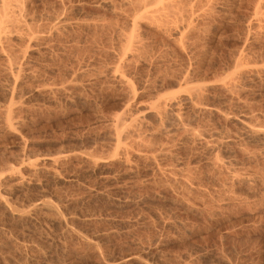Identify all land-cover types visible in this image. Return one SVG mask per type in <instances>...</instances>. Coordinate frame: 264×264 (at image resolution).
I'll use <instances>...</instances> for the list:
<instances>
[{
    "label": "rangeland",
    "instance_id": "obj_1",
    "mask_svg": "<svg viewBox=\"0 0 264 264\" xmlns=\"http://www.w3.org/2000/svg\"><path fill=\"white\" fill-rule=\"evenodd\" d=\"M256 1H0V264H264Z\"/></svg>",
    "mask_w": 264,
    "mask_h": 264
},
{
    "label": "bare ground",
    "instance_id": "obj_2",
    "mask_svg": "<svg viewBox=\"0 0 264 264\" xmlns=\"http://www.w3.org/2000/svg\"><path fill=\"white\" fill-rule=\"evenodd\" d=\"M0 1H1V0H0ZM2 2H3V1H2ZM167 2H168V1H167ZM164 3H166V2H164ZM164 3H163V5H164ZM168 3H169V2H168ZM256 3H257V4H256ZM256 3H255L256 5H254V6H256V8H255V9H256V11H255L256 20H257L258 24L261 25L260 22H263V20H264V15H263V12L260 11V8H261V7L263 8L264 0H257ZM8 4H9V3H8ZM160 4H161V3H160ZM166 4H167V3H166ZM169 4H170V3H169ZM175 4H176V3H175ZM177 4H178V3H177ZM22 5H23V4H22ZM167 5H168V4H167ZM179 5H180V4H179ZM179 5H177V6H179ZM2 6H3V5H2ZM160 6H161V5H160ZM173 6H175V5H173ZM190 6H191V5H190ZM6 7H7V6H6ZM6 7H5V8H6ZM171 7H172V6H171ZM13 8H14V7H13ZM150 8H151V7H150ZM156 8H157V7H156ZM164 8H165V7H164ZM190 8H191V7H190ZM2 9H4V8H2ZM17 9H18V8H17ZM151 9H152V8H151ZM151 9H150V10H151ZM158 9H160V8H158ZM161 9H162V7H161ZM255 9H254V10H255ZM21 10H22V9H21ZM167 10H168V9H167ZM167 10L164 11V12H166V14H167ZM5 11L8 12L7 14L9 15V11H7V10L4 9L3 12H5ZM6 12H5V13H6ZM21 12H22V11H21ZM155 12H156V11H155ZM157 12H158V10H157ZM160 12H161V10H160ZM169 12H170V11H169ZM5 13H4V16H6ZM11 13H12V12H11ZM11 13H10V14H11ZM2 14H3V13H2ZM2 14L0 13V15H1L0 18H3V20L0 19V21H2V22H1L2 24H4V23H3V22H4V19L7 18V17H2ZM19 14H20V13H19ZM153 14H154V13H153ZM13 15H14V14H13ZM157 15H158V14H157ZM160 15H161V13H160ZM168 15H169V14H168ZM190 15H191V14H190ZM150 16H151V15H150ZM152 16H153V15H152ZM158 17H159V16H158ZM8 18H9V17H8ZM8 18H7V19H8ZM16 18H17V17H16ZM10 19H11V18H10ZM10 19H9V20H10ZM21 19H22V18H21ZM21 19H20V20H21ZM189 19H190V18H189ZM5 20H6V19H5ZM174 20H175V19H174ZM15 21H16V20H15ZM56 21H57V20H56ZM7 22H9V21H7ZM257 22H256V23H257ZM1 23H0V24H1ZM161 23H162V22H161ZM263 23H264V22H263ZM5 24H6V23H5ZM163 24H164V22H163ZM192 24H193V23H192ZM259 25H258V26H259ZM1 26H2V27H1ZM1 26H0V27L3 28L4 25H1ZM5 27H7V26H5ZM158 27H159V26H158ZM259 27H260V26H259ZM5 29H6V28H5ZM159 29H160V28H159ZM0 30H1V32H2V31H3V32L5 31L4 28H3V29H0ZM6 30H7V29H6ZM15 30H16V29H15ZM8 31H9V30H8ZM3 32H2V35L4 34ZM0 34H1V33H0ZM34 34H35V33H34ZM180 34L182 35V32H180L179 35H180ZM6 35H7V33H6ZM181 35H180V36H181ZM30 36H31V35H30ZM182 36H183V35H182ZM4 37H5V36H4ZM178 38H179V37H178ZM180 39H181V38H180ZM194 40H195V39H194ZM188 41H189V40H188ZM242 46H243V44H242ZM182 50H183V49H182ZM183 51H184V50H183ZM241 51H242V50H241ZM240 53H241V52H240ZM4 55H5V54H4ZM240 56H241V55H240ZM240 56H239V57H240ZM237 57H238V56H237ZM7 59H9V58H7ZM238 59H239V58H238ZM7 62H8V61H7ZM11 62H12V61H11ZM240 62H241V61H240ZM11 64H13V63H11ZM188 64H189V63H188ZM235 64L238 65V64H237V60H236V63L234 62V65H235ZM244 64H245V63H244ZM251 64H252V63H251ZM9 65H10V64H9ZM9 65H8V66H9ZM240 65H241V64H240ZM245 65H246V64H245ZM252 65H253V64H252ZM6 66H7V65H6ZM8 66H7V67H8ZM10 66H12V65H10ZM10 66H9V67H10ZM242 66H243V65H242ZM258 66H259V65H257V67H258ZM234 67H235V66H233V68H234ZM236 67H237V66H236ZM240 67H241V66H240ZM244 67H245V66H244ZM250 67H251V66H250ZM252 67H253V66H252ZM254 67H255V66H254ZM233 68L231 69V70H233V72H235L236 70H238V68H236V70H234L235 68H234V69H233ZM9 69H10V68H9ZM9 69H8V70H9ZM12 69H13V68H12ZM14 69L16 70V68H14ZM14 69H13V71H14ZM239 69H240V68H239ZM242 69H243V68H241V70H242ZM251 69H252V68H251ZM260 69H261V71H264V65L260 66ZM260 69H259V70H260ZM254 70H255V68H254ZM254 70H253V71H254ZM256 70H258V68H257ZM256 70H255V71H256ZM6 71H7V70H6ZM16 71H17V70H16ZM115 71H116V70H115ZM248 71H249V70L244 71V72H248ZM255 71H254V72H255ZM11 72H12V71H11ZM11 72H10V74H12ZM116 72H120V70H119V71H116ZM229 72H230V71H229ZM229 72H228V73H229ZM231 72H232V71H231ZM236 72H238L237 74L239 75V71H236ZM249 72H250V71H249ZM256 72H257V71H256ZM8 73H9V71H8ZM16 73H17V72H16ZM250 73H251V72H250ZM119 74L121 75V73H119ZM119 74H118V76H119ZM184 74H185V73H184ZM235 74H236V73L231 74L230 77H229V75H228L229 79L226 77V78L228 79L227 81H226V80H225V81L222 80L223 78H221V77L219 76L221 79H220V81H218V82H220V83L223 85V87H226L225 89H226L227 92H228V90H229V92H230V89L237 85V84H236V83H237L236 79H238L239 77H236L237 74H236V75H235ZM240 74H241V73H240ZM170 75H171V74H170ZM192 75H193V74H192ZM225 75H227V74H225ZM232 75H233V76H232ZM183 76H184V75H183ZM222 76H223V75H222ZM239 76H240V75H239ZM13 77H14V76H13ZM120 77H121V76H120ZM122 77H123V76H122ZM122 77H121V78H122ZM224 77H225V76H224ZM15 78H16V77H15ZM183 78H186V77H183ZM183 78H181V79H183ZM191 78H192V77H191ZM226 78H225V79H226ZM13 79H14V78H13ZM17 79H18V78H17ZM171 79H172V78H171ZM242 79H243V78H242ZM182 81H183V80H182ZM216 81H217V80H216ZM68 83H69V82H68ZM181 83H182V82H181ZM193 83H194V85L196 84V82H194V81H193ZM193 83H191V84L193 85ZM216 83H217V82H216ZM184 84H185V83H184ZM187 84H188V83H187ZM203 84H205V82H204ZM60 85H61V84H60ZM67 85H68V84H67ZM67 85H65V87H66ZM188 85H190V84H188ZM188 85H184V86H185L184 88H186ZM196 85H197V84H196ZM196 85H195V86H196ZM199 85H200V86H196V87L194 86L192 89L190 88V89H191L190 91L187 89L188 94L186 93L187 91H183V94H184V92L186 93V95L184 96V98L178 97V96H179V95H178L179 92H178V94H177V93H175V94L172 93V94H171V92H169V94H171V95H170L171 97L168 95V97H170V98L166 97V98H167V99L165 98L166 100L163 99L162 101H164V102H162V105H163L164 107H163V106H160V107H163L164 109H165V108H167V109L171 108V110H173L174 113L176 114L177 118L179 117V113H180V110H181V106H182V104H184V103H185V105L188 104V105H187L188 107H189V105H190V108L193 107V108H197V109H198V108H199V109H200V108H204V109H206L205 107H202V105H204V103L201 104V101H203V100L199 101V100H197V97L200 96V95H202V94L204 93V90H205V91L207 90V88L205 89V86L208 87V85L205 84V86H203V85H201L200 83H199ZM12 87H13V86H12ZM60 87H61V86H60ZM62 87H64V86H62ZM188 87H189V86H188ZM178 88H179V87H178ZM235 88H236V87H235ZM235 88H234V89H235ZM54 89H55V88H54ZM56 89H58V88H56ZM56 89H55V90H56ZM63 89H64L63 91L66 90L65 88H63ZM227 89H228V90H227ZM60 90H61V89H60ZM184 90H185V89H184ZM235 90H236V89H235ZM57 91H58V90H57ZM232 91H233V90H231V93H232ZM11 92H12V91H11ZM243 92H244V91H243ZM243 92H242V93H243ZM72 93H73V92H72ZM165 93H166V92H165ZM234 93H235V92H234ZM166 94H168V93H166ZM176 94H177L178 96H176ZM228 94H229V93H228ZM10 95H11V94H10ZM172 95H173V96H172ZM174 95H175V96H174ZM160 96H162V95H160ZM163 96H164V95H163ZM180 96H181V95H180ZM202 96H203V95H202ZM237 96H238V95H237ZM157 97H158V96H157ZM235 97H236V96H235ZM232 98H233V97H232ZM155 99H156V97H155ZM237 99H238V98H237ZM14 100H15V99H14ZM59 101H60V100H59ZM158 101H159V100H158ZM158 101H157V102H158ZM228 101H229V100H228ZM152 102H153V100H152ZM154 102H156V101H154ZM238 102H239V101H238ZM8 103H9V102H8ZM8 103H7V104H8ZM240 103H241V102H240ZM160 104H161V103H160ZM160 104H159V105H160ZM152 105H154V104H152ZM157 105H158V103H157ZM4 106H6V105H4ZM4 106H3V107H4ZM9 106L11 107V104H10ZM9 106H7V109H8ZM150 106H151V105H150ZM154 106H155V105H154ZM160 107H159V109H161ZM212 107H213V106H212ZM1 108H2V107H1ZM207 108H208V107H207ZM209 108H210V107H209ZM2 109L5 110V111L7 110L6 108H2ZM191 109H192V108H191ZM212 109H213V108H212ZM9 110H10V109H9ZM9 110H8V112H7V115H5V113H6L5 111H4V114H3V116H4V115L7 116L6 118H5V116H4V118L6 119V122H5V120H4V122H5L4 125L7 124L8 128H6L5 126H4V127H5L6 129L13 130V129H15V128L13 127L14 123H13V125H12L11 120H10V113H11V112H10ZM11 110H12V107H11ZM55 110H57V109H55ZM156 110H157V109H156ZM169 110H170V109H169ZM189 110H190V109H189ZM201 110H202V109H201ZM161 111H163V109H162ZM161 111H160V112H161ZM181 111H182V110H181ZM203 111H204V110H203ZM215 111H218V110H215ZM124 112H125V111H124ZM160 112H158V113H160ZM209 112H210V111H209ZM47 113H48V112H47ZM138 113H139V112H138ZM155 113H157V112H155ZM162 113H164V112H162ZM174 113H172V114H174ZM246 113H247V112H246ZM164 114H165V113H164ZM175 114H174V115H175ZM251 114H252V113H251ZM12 115H13V114H12ZM124 115H125V114H123V116H124ZM113 116H114V115H113ZM119 116H120V115H119ZM119 116H118V117H119ZM127 116H129V114H128ZM160 116H161V115H160ZM180 116H181V113H180ZM247 116H248V115H247ZM254 116H255V115H254ZM13 117H14V116H13ZM114 117H115V116H114ZM114 117H111V118H114ZM120 117H121V116H120ZM124 117H126V116H124ZM124 117H123V118H124ZM131 117H134V116L132 115ZM142 117H143V116H142ZM233 117H234V116H233ZM239 117H240V116H239ZM127 118H128V120H131V119H132V118H130V117H127ZM129 118H130V119H129ZM134 118H135V117H134ZM138 118H139V117H138ZM179 118H181V117H179ZM179 118H178V120H179ZM182 118H183V117H182ZM223 118H224V117H223ZM225 118H227V117H225ZM236 118H237V117H236ZM247 118H249V117H246V114L242 115L240 118H237L238 122H240V124H241L242 126H244L246 132L249 133V134H251V135H258V134H262V135H264V128H263V126L260 127L261 124H259L260 126L254 125V123H256L257 121H255V122L253 123V122H252L253 120L251 121V118H250L249 120H247ZM124 119H125V118H124ZM139 119H140V118H139ZM139 119H137V120H139ZM160 119H161V118H160ZM164 119H165V118H164ZM209 119H210V118H209ZM15 120H16V119H15ZM114 120L116 121L117 119H114ZM133 120H134V119H133ZM133 120H131L130 122L132 123V122H135V121H136V119H135V121H133ZM176 120H177V119H176ZM193 120H194V119H193ZM255 120H256V119H255ZM257 120H258V119H257ZM12 121L14 122L13 119H12ZM121 121H122V120L119 118V121H117V122H120V123H121ZM123 121H124V120H123ZM123 121H122V126L124 125L123 123L126 122V120H125L124 122H123ZM247 121H250L251 124H249V122H247ZM117 122H115V123H117ZM128 122H129V121H128ZM128 122H127V124H129ZM139 122H140V120H139ZM139 122L137 121V124H138ZM179 122L181 123L180 120H179ZM120 123H119V124H120ZM252 123H253V124H252ZM119 124H118V126H119ZM256 124H257V123H256ZM113 125H116V124H113ZM133 125H134V123H133ZM133 125H132V126H133ZM179 125H180V124H179ZM182 125L184 126L183 123H182ZM185 125H187V123H186ZM120 126H121V125H120ZM125 126H128V125H124L122 130H124V127H125ZM129 126H130V125H129ZM138 126H139V125H138ZM134 127L136 128L137 125L134 126ZM189 127H190V126H189ZM189 127H188V125H187V129H188ZM113 128H114V126H113ZM117 128H118V127H116L115 129H117ZM130 128H131V127H130ZM130 128H129V129H130ZM177 128H178V127H177ZM184 128H185V127H184ZM193 128H194V127H193ZM193 128L190 127V129H192V130H193ZM244 128H243V129H244ZM132 129H133V128H132ZM163 129H165V128H163ZM190 129H189V130H190ZM196 129H197V128H195V130H196ZM208 129H209V128H208ZM122 130H121V131H122ZM125 130H126V129H125ZM135 130H136V129H135ZM138 130H139V129H138ZM143 130H144V129H143ZM143 130H142V131H143ZM189 130H188V132H189ZM198 130H199V129H198ZM117 131H119V129H118ZM127 131H128V130H127ZM130 131H131V130H130ZM132 131H134V130H132ZM139 131H140V130H139ZM152 131H153V130H152ZM183 131H186V128L183 129ZM208 131H209V130H208ZM115 132H116V131H115ZM124 132H125V131H124ZM124 132H122V133H124ZM147 132H148V131H147ZM188 132H187V133H188ZM203 132H204V130H203ZM239 132H240V131H239ZM119 133H120V132H119ZM119 133H118V134H119ZM129 133H130V132H129ZM185 133H186V132H185ZM209 133H210V132H209ZM247 133H246V134H247ZM115 134H116V133H115ZM120 134H121V133H120ZM120 134H119V135H120ZM165 134H166V133H165ZM190 134L192 135L191 138L194 137V138L196 139L197 137H203V135H205V134L207 135L208 133H205V134H204V133H202V130H201L200 132H199V131H198V132H195V131H191V130H190ZM121 135H122V134H121ZM142 135H143V134H142ZM187 135H188V134H187ZM206 135H205V136H206ZM234 135H235V134H234ZM115 136H116V135H115ZM144 136H145V135H144ZM205 136H204V137H205ZM210 136H211V135H210ZM219 136H221V135H219ZM222 136H223V135H222ZM248 136H249V135H248ZM142 137H143V136H142ZM184 137H185V136H184ZM189 137H190V135H189ZM204 137H203V139H204ZM213 137H214V136H213ZM263 137H264V136H263ZM263 137H262V138H263ZM120 138H121V137H120ZM129 138H130V137H129ZM217 138H218V137H217ZM225 138H226V137H225ZM207 139H210V138H207ZM229 139H230V138H229ZM120 140H121V139H120ZM191 140H192V139H191ZM215 140H216V139H215ZM262 140H264V139H262ZM118 141H119V136H118ZM126 141H127V140H126ZM149 141H150V140H149ZM205 141H206V140H205ZM120 143H121V142H120ZM142 143H143V142H142ZM144 143H145V142H144ZM188 143H189V142H188ZM191 143H192V142H191ZM215 143H216V142H215ZM217 143H218V142H217ZM134 144H135V143H134ZM114 145H115V141H114ZM122 145H123V144H122ZM122 145H121V146H122ZM138 145H139V144H138ZM143 145H144V144H143ZM151 145H152V144H151ZM211 145H213V144H211ZM214 145H215V144H214ZM214 145H213V146H214ZM222 145H223V144H222ZM118 146H119V145H118ZM140 146H141V145H140ZM144 146H145V145H144ZM213 146H212V147H213ZM114 147H115V146H114ZM114 147H113V148H114ZM123 147H124V146H123ZM138 147H139V146H138ZM155 147H156V146H155ZM207 147H208V146H207ZM119 148H121V147H119ZM125 149H127L126 146H125ZM112 150H113V149H112ZM241 150H242V149H241ZM244 150H245V149H244ZM129 151H130V150H129ZM110 152H111V151H110ZM245 152H246V151H245ZM112 153H113V152H112ZM247 153H248V152H247ZM249 153H250V152H249ZM116 154L118 155V152L115 153L114 156H116ZM125 154H126V152H125ZM141 154H143V153H141ZM245 154H246V153H245ZM88 155H89V154H88ZM112 155H113V154H112ZM126 155H127V154H126ZM150 155H151V154H150ZM152 155H153V154H152ZM89 156H90V155H89ZM124 156H125V155H124ZM247 156H249V155H247ZM95 157H96V156H95ZM110 157H111V155H110ZM110 157H109V158H110ZM117 157H118V156H117ZM126 157H127V156H126ZM249 158H250V157H249ZM102 159H103V158H102ZM124 159H125V158H124ZM124 159H123V160H124ZM149 160H150V159H149ZM252 160H253V158H252ZM93 161H94V159H93ZM94 162H95V161H94ZM103 162H105V160H103ZM95 164H96V163H95ZM102 164H103V163H102ZM148 165H149V164H148ZM173 166H174V165H173ZM10 169H11V168H10ZM100 175H101V174H100ZM250 175H251V174H250ZM21 177H22V176H21ZM21 177H20V178H21ZM20 178H19V179H20ZM250 178H251V177H250ZM253 180H254V179H253ZM21 183H22V182H21ZM248 183H249V182H248ZM253 183H254V182H253ZM253 183H252V184H253ZM254 184H255V183H254ZM257 187H258V186H257ZM1 196H2V195H1ZM1 196H0V198H1ZM3 197H4V196H3ZM1 200H2V199H1ZM1 200H0V201H1ZM45 201H46V200H45ZM3 203H5V202H3ZM3 203H2V205H4ZM0 204H1V203H0ZM7 204H8V203H7ZM44 204H45V203H44ZM44 204H43V205H44ZM45 205H46V204H45ZM49 205H50V204H49ZM4 206H5V205H4ZM33 206H34V205H33ZM35 206H36V204H35ZM37 206H39V205H37ZM37 206H36V207H37ZM40 206H42V205L40 204ZM45 207H46V206H45ZM45 207H44V209H46ZM47 207H48V205H47ZM31 208H32V207H31ZM39 208H41V207H39ZM39 208H38V209H39ZM36 209H37V208H36ZM48 209L50 210L49 207H48ZM48 209H47V210H48ZM51 209H52V208H51ZM39 210H40V209H39ZM41 210H42V209H41ZM57 210H58V209H57ZM32 211H33V209H32ZM55 212H56V211H55ZM21 213H22V212H21ZM28 213H29V212H28ZM220 213H221V212H220ZM223 213H224V212H223ZM24 216H25V215H24ZM58 217H59V216H58ZM61 221H62V220H61ZM59 226H60V225H59ZM79 236H81V235H79ZM86 241H87V240H86ZM90 243H91V242H90ZM97 250H98V249H97ZM113 264H114V263H113Z\"/></svg>",
    "mask_w": 264,
    "mask_h": 264
}]
</instances>
